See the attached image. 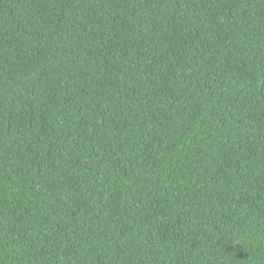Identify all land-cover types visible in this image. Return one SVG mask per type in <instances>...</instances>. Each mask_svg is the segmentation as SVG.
<instances>
[{
    "label": "trees",
    "instance_id": "obj_1",
    "mask_svg": "<svg viewBox=\"0 0 264 264\" xmlns=\"http://www.w3.org/2000/svg\"><path fill=\"white\" fill-rule=\"evenodd\" d=\"M0 264H264V0H0Z\"/></svg>",
    "mask_w": 264,
    "mask_h": 264
}]
</instances>
